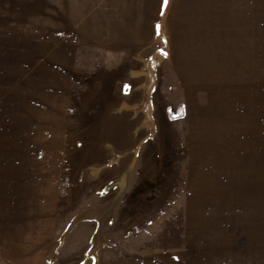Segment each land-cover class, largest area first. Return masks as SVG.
Masks as SVG:
<instances>
[{
	"label": "rangeland",
	"instance_id": "obj_1",
	"mask_svg": "<svg viewBox=\"0 0 264 264\" xmlns=\"http://www.w3.org/2000/svg\"><path fill=\"white\" fill-rule=\"evenodd\" d=\"M263 144L264 0H0V244L184 264L191 171Z\"/></svg>",
	"mask_w": 264,
	"mask_h": 264
},
{
	"label": "crops",
	"instance_id": "obj_2",
	"mask_svg": "<svg viewBox=\"0 0 264 264\" xmlns=\"http://www.w3.org/2000/svg\"><path fill=\"white\" fill-rule=\"evenodd\" d=\"M258 152L230 165L218 154L207 168L197 164L191 171L184 202V264H208L213 258L215 264H264V148ZM39 221L44 224L43 249L31 219L20 240L23 252L15 243L0 244L15 263L47 262L48 221Z\"/></svg>",
	"mask_w": 264,
	"mask_h": 264
},
{
	"label": "water",
	"instance_id": "obj_3",
	"mask_svg": "<svg viewBox=\"0 0 264 264\" xmlns=\"http://www.w3.org/2000/svg\"><path fill=\"white\" fill-rule=\"evenodd\" d=\"M159 56V53L154 54V56L152 57V60L156 59ZM151 62H148V65L150 66ZM149 115L151 116V108H149Z\"/></svg>",
	"mask_w": 264,
	"mask_h": 264
},
{
	"label": "snow or ice",
	"instance_id": "obj_4",
	"mask_svg": "<svg viewBox=\"0 0 264 264\" xmlns=\"http://www.w3.org/2000/svg\"><path fill=\"white\" fill-rule=\"evenodd\" d=\"M164 3L166 4L167 3V0H164ZM126 87H129V86H126Z\"/></svg>",
	"mask_w": 264,
	"mask_h": 264
}]
</instances>
